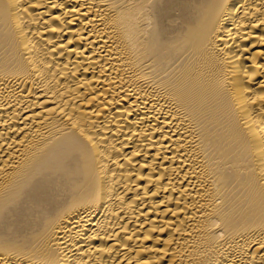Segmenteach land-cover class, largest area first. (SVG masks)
Returning <instances> with one entry per match:
<instances>
[{
	"label": "bare ground",
	"instance_id": "1",
	"mask_svg": "<svg viewBox=\"0 0 264 264\" xmlns=\"http://www.w3.org/2000/svg\"><path fill=\"white\" fill-rule=\"evenodd\" d=\"M0 264H264V0H0Z\"/></svg>",
	"mask_w": 264,
	"mask_h": 264
}]
</instances>
